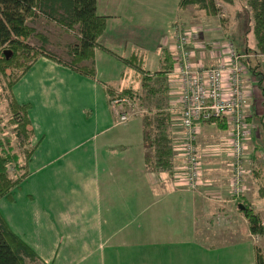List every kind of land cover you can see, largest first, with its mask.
Masks as SVG:
<instances>
[{"label":"crops","instance_id":"0c3cea01","mask_svg":"<svg viewBox=\"0 0 264 264\" xmlns=\"http://www.w3.org/2000/svg\"><path fill=\"white\" fill-rule=\"evenodd\" d=\"M181 1L97 0L98 15L108 18L99 44L108 52H95V79L44 57L17 83V89H13L17 102H31L29 116L35 134L33 143L37 147L32 163L36 158L46 163L44 153L70 155L74 149L84 148L82 153L77 154L78 150L61 164L60 155L48 162L51 165L58 162V165L40 183L41 190L36 195L48 198L52 214L40 211L32 214L36 226L33 238H28L20 225L13 223L25 219L22 211L18 214L15 211L10 218L1 212L11 229L37 255V261L27 260V264H63L60 262L63 257L79 264H256L257 251L264 256V232L258 235L252 231L240 207L244 201L236 199L235 205L226 200L228 171L231 174L229 159L203 156L208 185L195 191L174 179L177 169L183 166L182 159L176 155L172 176L150 174L145 165L141 118L127 114L128 120L121 121L110 102L109 90L122 91V79L129 81L130 75L135 74L118 57L128 60L140 55L143 69L153 74L161 70V50H168L171 35L177 28H200L201 40L206 43L232 41L219 15L214 18L196 6L182 9ZM229 6L223 3L222 7L227 11ZM200 13L218 25L208 28L205 23L193 25L186 20L191 15L199 18ZM170 25L173 33L160 38L161 32H167ZM155 54L160 59V69L152 72L146 69L145 59ZM112 60L125 66L111 65ZM208 63L212 65L214 61ZM249 105L256 118L263 116L253 96ZM171 113L173 122L181 116L179 104L172 97ZM38 121L48 128L39 126ZM210 130L218 134H209ZM226 130L222 125L204 126L197 142L198 150L220 144L227 135ZM180 132L173 127V138ZM57 149L64 151L58 153ZM257 150L255 146L245 159L254 165L253 186L260 184L259 198L264 200V161L259 159L262 154L258 155ZM217 177L222 179L216 195L218 206L213 211H204L209 199L203 193L217 188L213 182ZM210 192L207 195L214 196ZM251 197L247 198V206L252 205L248 207L255 216L256 205ZM15 200L14 197L9 203ZM62 204L68 207L62 209ZM200 219H203L204 239L199 235ZM209 220H218V224L208 223Z\"/></svg>","mask_w":264,"mask_h":264},{"label":"trees","instance_id":"16d2710c","mask_svg":"<svg viewBox=\"0 0 264 264\" xmlns=\"http://www.w3.org/2000/svg\"><path fill=\"white\" fill-rule=\"evenodd\" d=\"M220 1L230 6L243 3L250 15L254 41V46L246 47L245 52L250 53L252 49L254 55L264 56V0ZM189 6H196L207 14L215 11L214 0H182L180 2L182 9ZM41 16H46L68 29L77 30L76 42L67 47L68 59H62L45 50V47L49 45V39L30 26L35 18ZM107 21V17L97 13V0H0V78L7 80L3 87L8 85L13 95L16 84L40 58L44 57L83 76L95 79V52L96 50L108 52L99 44L100 37L106 31ZM31 39L39 40V46H32ZM113 56L116 55L113 54ZM118 59L135 70L134 76L140 80L141 89L137 91L132 87L117 93L109 90L110 102L116 98L123 100L128 96L132 102L137 103L141 112L135 114L142 120L146 170L150 174L165 173L172 176L174 153L171 97L168 86L169 74L173 68L172 55L164 49L161 58L162 68L153 74L143 69V60L140 55H133L128 60L119 57ZM249 68L250 71H255L250 65ZM254 74L258 77L257 85L264 91L261 75L258 72ZM10 101V107L15 113L13 122L18 130L17 136L23 139L24 164L19 165L18 156L10 152H0V199L6 198L8 201H13L15 191L21 188L29 175L27 168L35 149L32 147L34 130L29 116L30 107L17 102L14 95ZM120 114H127V112L123 110ZM19 116L21 119L18 122ZM10 166H13L16 171L23 169L25 173L15 178L10 175ZM240 207L249 219L252 231L262 235L263 230L257 229L258 222L253 212L244 203ZM27 260L37 261L36 253L11 229L0 211V264H27ZM256 264H264V256L259 250Z\"/></svg>","mask_w":264,"mask_h":264},{"label":"built area","instance_id":"2783aa9c","mask_svg":"<svg viewBox=\"0 0 264 264\" xmlns=\"http://www.w3.org/2000/svg\"><path fill=\"white\" fill-rule=\"evenodd\" d=\"M202 33L197 27L177 28L168 46L173 60L169 94L177 99L181 110V116L171 125L172 131L173 127L181 131L173 138V153L183 161L174 179L193 191L207 187L203 156H225L231 170L228 194L238 199L249 192L250 171L245 168V154L253 142L254 131L248 116V70L254 56L239 52L230 40L202 42ZM209 60L214 64L210 65ZM121 102L124 100L112 103L115 106ZM117 113L121 121L128 120L127 114L121 115L120 110ZM207 125H222L227 135L220 144L199 151L197 142Z\"/></svg>","mask_w":264,"mask_h":264},{"label":"rangeland","instance_id":"374dc122","mask_svg":"<svg viewBox=\"0 0 264 264\" xmlns=\"http://www.w3.org/2000/svg\"><path fill=\"white\" fill-rule=\"evenodd\" d=\"M241 5L243 6V4H241ZM241 5L238 4V5H235L233 7H230V6L226 7V9H227V11H226L225 8L222 7L223 3L220 0H214L215 11H212V13L210 15H213L214 18H217V16L219 15L220 19L222 20L221 21L222 27L224 28V30L229 32L228 37L230 39H232L233 43L236 45V47L238 48V50L240 52L245 53L246 47L252 48L254 46V41H253V36L251 33L252 26H250L251 21H250L249 12L244 9V6L242 7ZM199 18H200V20H199ZM199 18L196 15H191L190 17H187L186 20L190 21V23L191 22L194 23L193 25H196V24L199 25L198 22L205 23L204 26H207L208 28H213V26L218 23V22L217 23L214 22V19L212 20V18H211V21L206 19V16L202 15V13H200ZM30 26L33 27L37 31V33H39L42 36H45L46 38L49 39V45H47L45 47L46 51H49L50 53H54V54L58 55L59 57H61L62 59H68V48L67 47L76 42V40H77V30L76 29H68V28L64 27L63 25H61V24H59L53 20H50L46 16H41V17L35 18L33 23H30ZM168 28L169 29L167 32L166 31L161 32L160 38L173 33L172 25H170V27H168ZM30 43L32 46H37V47L40 44L39 40H37V39H31ZM130 47L131 46H129L128 51L130 50ZM163 50H161V51H163ZM250 50H249L250 54L254 56L250 61V65L253 69H255V71L251 70L252 71L251 72L250 68L248 70V77L250 78V83L248 84L249 97L253 96V98L256 99L258 110H259V112L263 113V116L256 118L254 116L255 113L252 114V108L250 106L249 112H248L249 122H250V125L254 131V140H257L258 138L259 139L256 141V143L251 142L249 144V148H248L247 152L251 151V149H253V148H255V146H257L258 150L256 153L258 155L262 154V156L259 157V159L264 161V156H263L264 155V124H263L264 123V91H262L260 89V87L257 85L256 81H257L258 77L256 74H254V72L255 73L258 72L261 75L260 78L262 80L264 79L263 78L264 77V56H261V55L258 56L256 54L254 55L253 50L252 49H250ZM159 61H160V59L156 58V54L147 56L145 59V62L147 63L146 69L150 70L152 72L159 70L160 69V62ZM119 63H121V62L115 61V60L110 61L111 65L115 64L116 66H122V67L125 66V65H120ZM104 66H107V64H105ZM256 66H257V68H255ZM110 68H111L110 70H112V66ZM105 69L108 70L107 67ZM125 76H126V78H129L128 74H126ZM130 76H131V78L129 79V81H126V79H122V82L120 84V85H123L122 90L133 87L135 90L139 91L141 89L140 80L137 79L133 75H130ZM132 76H133V80H132ZM4 83H7V80L0 78V152H10V153H12V155L18 156L20 159L19 165L22 166L24 164V159H23L24 155H23V149H22V140L23 139H20L21 137L17 136L18 130H17V127H15L16 125L13 122V119L15 117L14 116L15 113H14L13 108L10 107V105H11L10 99L13 95H11L8 85L5 86L6 89L3 87ZM263 85H264V80H263ZM15 87L17 89V86H15ZM111 87H116V86L111 85ZM119 92H121V91H119ZM116 99H114V100H116ZM123 100H124V102H121L120 104L115 105L117 111L120 110V112H123V110L124 111L126 110L127 114H129V116H133V115H131L133 113L134 114L135 113L140 114L139 112H141V110L137 106V103H135V101H133L134 102L133 103L132 99L128 96L126 98H124ZM172 100H173V102L176 103L175 99L172 98ZM32 101H35V100L32 99ZM36 101H38L37 98H36ZM24 105H28L31 109V102L26 103ZM20 116L18 117V120H17L18 122L21 119ZM38 125L44 127L45 129L48 128V125L45 124L43 126V124L40 121H38ZM208 133L209 134H218L217 131H211V130L208 131ZM32 147L35 150L37 148V147H35L34 143H32ZM78 150H79V148L74 149L70 155H65V152L61 155L57 154V155H53V156L44 153L43 156L47 160L46 163L42 162L38 158H36L35 161L32 163V160H33V158H32V160H31V162L27 168L28 173H29V175L27 176V179L24 180L21 188L17 189L15 191V198H16L15 202H13V204H10L9 203L10 201H8V199H6V198L0 199V210L6 217L10 218L15 211H16V214L20 213L21 211L24 213V215H25L24 220H21V222H19V219H18L17 222L13 221V223L16 225H20L21 230H23L24 233L27 234L28 238L29 237L33 238L34 235L36 234L35 233L36 226L33 224L32 214H34L36 211L50 212L52 214V212L50 211L49 206H48V203H49L48 198L43 197V196L37 197V195H36V191L41 190L40 183L47 180L49 177V174L58 165V162H56L53 165H51L50 163L48 164V162L49 161L51 162L53 157H57L58 155H60L59 159H60V164H61L67 158H69L73 154H75ZM83 150H84V148H81L77 152V154L82 153ZM63 151H60L57 149L58 153L63 152ZM247 152H246V154H247ZM34 156H35V153H34ZM245 168H246V170L250 171V174L248 175L249 192L248 193L246 192V195H244L243 197H240L238 199H240L239 202L244 201L240 204L244 203L247 205V202H248L247 198H249V196L250 197L252 196L251 199H252L253 205H256V210H257V215H255V216H256V220L258 223L256 226H257V229L259 228L260 230H263V232H264V200L259 198L258 190L260 188V184H256L255 186H253L254 165L249 164L246 161V159H245ZM24 173L25 172L23 169L16 171V169L13 166H10V175L14 176L15 178L19 177L18 175L22 176V174H24ZM226 174H227L226 172L223 173V177L226 176ZM228 176L230 177L229 171H228ZM205 179L207 181V180H209V177L206 176ZM221 180L222 179L217 177L213 181V182L217 183V188L214 187L213 191L210 192V190H208V191L206 190V192L203 193L204 196L207 198V200L209 199V201H208L209 204H207V206L204 208V211H213V209H215V207L218 206L217 201H219V199H218V197H216V195L219 193L218 191L220 189L219 187H221V184H220ZM227 182H228V180H227ZM203 190H205V189H203ZM208 192H210L214 196L207 195ZM227 197L228 198L226 200L229 203L233 202V204L236 205V202H234V200H236V199L232 198L230 195ZM67 207H68L67 204L61 205L62 209H66ZM249 207H252V205ZM234 211L235 212L238 211V209L235 206H234ZM200 214H202V217L205 215V214H203L202 209L200 210ZM210 222H212V223L215 222L216 224H218V220H209L208 223H210ZM223 227H225V226H223ZM200 229H201V233H199L200 238L204 239L206 236H205V232H204L203 219H200ZM261 243L262 242L260 241L259 244L261 245ZM263 246H264V239H263ZM60 262L63 264H68V262L71 264H79V263L74 262L70 258H68V260H65L64 257H63V259H61ZM40 264H42V263H40ZM43 264H45V263H43ZM52 264H54V263L52 262Z\"/></svg>","mask_w":264,"mask_h":264}]
</instances>
